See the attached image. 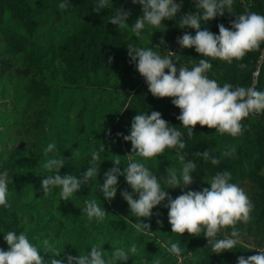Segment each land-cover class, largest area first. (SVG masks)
<instances>
[{
	"label": "rangeland",
	"instance_id": "obj_1",
	"mask_svg": "<svg viewBox=\"0 0 264 264\" xmlns=\"http://www.w3.org/2000/svg\"><path fill=\"white\" fill-rule=\"evenodd\" d=\"M29 8V16L23 11L10 9L7 0H0V13L3 30L0 31V173L7 171L12 183L9 184L8 201L18 215L15 231L25 233L30 242L37 245L45 260L64 259L65 255L86 254L93 245H99L107 259L116 247L129 248L135 243L137 257H130L125 264L143 257L152 264L156 258L161 264H205L211 245L205 240L199 247L192 244L200 237H192L187 232L181 236L172 233L168 221V208L163 201L152 211L154 215L141 218L150 224L151 232H137L134 224L138 222L124 198L122 191L132 192L125 177L118 178L117 193L112 200H106L99 190L104 181V173L114 166L113 160L119 158L120 169L131 162L144 163L158 178L166 175L172 167L179 175L182 165L176 157L175 149H165L160 156L144 159L131 153L121 135L114 127L131 103L133 96L146 88L144 78L136 71L135 65L128 61V44L136 47L152 48L158 54L169 56V51L177 54V68L183 64L191 69L204 59L194 48H181L178 38L185 32L195 35L190 27L179 28V17L189 12L195 13L194 0H183L177 18L164 20L159 28L146 24L139 38L132 32L135 20L143 15L142 6L132 0H112L107 8L115 10L123 7L130 11L125 28H119V45L124 49L113 55L90 51L84 56V41L91 31L89 21L82 15L81 0H69L70 7L60 10L58 5L64 0H22ZM177 3L180 0H176ZM246 10L264 15V0H234L233 13L239 15ZM111 14L101 22L106 29L115 25L109 22ZM209 30L219 34L220 19L201 21ZM164 40V45L157 47ZM124 47H123V45ZM256 53V51H255ZM109 57L112 58L109 63ZM209 59L213 68L207 73L209 78L225 79L227 71L234 68L224 61L219 63ZM31 60L34 66L31 67ZM252 62L243 70H237L239 86H252ZM38 84L52 89L50 97L33 96L32 90ZM258 83H256V86ZM148 113V112H146ZM143 114V113H141ZM264 118V114L260 115ZM246 126L243 135L233 138L228 134L220 135L213 131L204 134L214 142L216 155L225 145H235L236 153L222 160H235L238 149L245 142L248 130L264 128V123H256L254 118L242 121ZM55 142L54 153L49 157H64L65 167L61 175H79L86 171L93 151H99L100 159L97 177L91 179L69 201L61 200L59 188L47 194L41 189L43 168L47 159L44 149ZM103 148V151L100 149ZM186 161L192 159L186 151ZM130 154V155H129ZM216 173L211 169H200L192 173L193 183L189 189L199 191L210 188L206 183ZM235 184L244 189L254 209L251 220L244 224L238 222L240 232L238 245L252 251H264V152L254 156L244 179ZM172 198L179 196L181 189L166 188ZM135 198V197H134ZM86 200H95L107 212L103 222L96 218L89 220L82 209ZM159 213V215H155ZM157 220L162 223L158 224ZM231 228L222 229L221 238L229 236ZM5 230L0 229V248L7 251L4 241ZM203 233L200 234L202 237ZM52 245V251L44 254L43 240ZM179 242L183 249L180 257L168 252L171 244ZM54 251L61 252L53 256ZM116 264H124L117 261Z\"/></svg>",
	"mask_w": 264,
	"mask_h": 264
},
{
	"label": "clouds",
	"instance_id": "obj_2",
	"mask_svg": "<svg viewBox=\"0 0 264 264\" xmlns=\"http://www.w3.org/2000/svg\"><path fill=\"white\" fill-rule=\"evenodd\" d=\"M196 12H189L179 17V28H192L196 30L193 36L185 32L178 38L181 48H194L204 59L191 69L183 64L179 68L173 62L172 57L179 60L176 53L169 51V56H161L152 48L136 47L127 45L130 63L135 65L136 71L144 78L149 92L157 98H172V104L180 109V115L176 118L187 130L191 138L197 124L215 129L220 135L228 134L233 138L243 135L246 126L242 121L251 116L264 114V91H258L256 83L260 73L257 66L253 73L252 86H233L224 83L220 86L215 79H210L208 71L213 68L211 60H221L231 65L233 61H242L247 53L261 52V60L264 61V52L261 45L264 44V15L246 10L243 14L236 15L231 21V27L226 28L219 24V34H215L205 28L201 30V21H210L217 16H224L225 12L233 13L234 0H194ZM112 4V0H98L93 11L99 13L102 9ZM133 4L142 6L143 15L137 18L132 25V32L137 38L145 25L159 28L164 20H173L181 11L183 0H132ZM69 0L58 5L60 10L70 7ZM131 15L123 7L114 10V15L109 22L118 28H125L126 21ZM161 39L157 47L164 45ZM112 58L109 57V63ZM243 70L247 64L238 63ZM168 69V72H165ZM123 136L125 141H131L132 151L136 156L150 159L160 156L165 149H175L176 157L182 165L179 175L172 167L166 169V175L157 177L144 163L133 162L120 169L119 158L113 160L114 166L104 173V181L99 190L106 200H112L117 193L118 178L124 176L132 192L122 191L121 195L127 202L131 213L138 218L134 224L137 232H151L150 224L142 222L141 218L150 219L154 213L153 209L165 200L168 208V221L172 233L183 236L186 232L192 237L203 236L211 245L212 252L221 254L235 248L239 243L240 232L236 228L238 222L247 224L251 220L254 205L249 196L239 185L230 182L231 173L228 171L217 172L208 183L210 188H202L199 191L186 190L193 183L192 173L197 170L196 163L186 161L183 149L186 143L183 140L184 133L176 126L171 125L158 111L137 114L131 123L130 135ZM55 142H50L44 149L47 158L43 168L49 175L41 181V189L44 194L55 188H59V196L63 201H69L73 194L81 190L83 186L98 175L99 167L96 162L100 159L99 151H93L91 160L86 171L79 175H61L60 170L65 167L64 157H49L54 153ZM104 149L101 148L100 151ZM236 153L235 145H225L219 157L210 154L209 150L195 152L194 155L210 161L212 165H219L221 159L232 157ZM129 154V155H130ZM12 178L9 173H0V206L10 208L8 201L9 184ZM179 187L181 193L172 198L164 189H175ZM135 197V198H134ZM86 207L82 212L86 213L89 220L96 218L103 222L107 212L101 208L95 200H86ZM155 215H159L156 213ZM157 223H162L157 220ZM231 228L229 236L218 238L222 229ZM4 241L8 245L7 251L0 248V264H116L117 261L127 262L130 257H137V246L135 243L127 249L116 247L106 259L105 253L99 245H93L86 254L77 256L65 255L64 259H51L46 261L37 245L30 242L28 236L21 232L8 231L4 235ZM168 252L180 257L183 249L179 242L171 243ZM44 254L52 251L47 239L43 242ZM258 255L245 258L238 257V264H264V251H258ZM61 252L54 251L53 256H60ZM134 264H148L143 257L134 260ZM152 264H161L156 258Z\"/></svg>",
	"mask_w": 264,
	"mask_h": 264
},
{
	"label": "trees",
	"instance_id": "obj_3",
	"mask_svg": "<svg viewBox=\"0 0 264 264\" xmlns=\"http://www.w3.org/2000/svg\"><path fill=\"white\" fill-rule=\"evenodd\" d=\"M81 1L83 3L82 15L86 20L89 21L91 28V31L88 32L87 38L84 41V56L89 55L90 51L104 52L106 56L113 55L117 51H123L124 49L119 45V28L117 26L108 27L106 29L101 27V22H103L106 17L113 14L114 10L105 7L99 13H96L93 11V7L98 3V0ZM7 2L10 3L9 7L13 11H23L26 17L29 16V8L22 0H7ZM216 18L222 20V23L226 28H230L231 21L236 19V15H231L225 12L224 16H217ZM205 28L209 30V26L205 27L201 22V30H204ZM1 30H3V23L0 13V31ZM190 30L196 34L195 29L190 28L189 31ZM124 48L127 49V47ZM261 51L264 52V44L261 45ZM128 61H130V58ZM215 61L219 63L221 60L217 59ZM173 62L175 64L174 60ZM250 62H252L250 71L251 73L256 71L258 65L260 67V73L257 82L258 85L256 88L258 91H264V61L261 60V52L255 53V51H253L247 53L242 61H233L231 65H234V68L227 71L225 79L222 80L215 77L210 79H215L220 86H223L224 83H230L233 86H239L238 74L236 73L237 70H240L238 63H244L248 65ZM34 63L36 62L31 60L30 66L33 67ZM165 72L167 73L168 69H165ZM32 94L35 97L40 95L50 97L52 94V89L45 84H38L34 86ZM171 100L172 98H157L152 96L148 90V86H146V88L140 92H137V94L133 96L131 103L117 121L114 131L116 133H122L123 135H130L131 123L134 116L141 113L144 114L148 112L150 114L151 111H158L161 113L162 119L171 125L176 126L181 132L184 133L183 140L186 143V147L183 150L188 153L190 158L196 163L197 167L200 169H211L215 173L228 171L231 173L230 182L232 183H236L237 181L244 179L248 167L252 165L253 157L255 155H261L264 152V128L248 130L245 142L238 149L235 160L224 162L221 159L219 165H212L210 161H205L202 157L195 156L194 153L209 150L211 155L219 157L213 153L214 142L209 141L204 136V134L208 131L216 132L215 129H209L207 126L202 127L197 124L193 130L194 135L189 138L187 135V130L182 127L181 122L176 118L180 115V109L175 107ZM251 118H254L256 123H264V118H262L260 115H250L248 119L250 120ZM121 137L126 147L131 150V141H125L123 136ZM17 221L18 215L12 210L11 207L5 208L0 206L1 230H5V233L8 231H15L14 229L16 228ZM18 231L19 230L17 229L15 232L18 233ZM218 238L221 237L218 235ZM205 240H207V238L200 236V238H197V240H195V242L192 244V247H199L204 243ZM258 254L259 253L256 251H252L237 244L235 248L219 255L211 251L208 253L205 264H238V257L244 256L247 258L248 256Z\"/></svg>",
	"mask_w": 264,
	"mask_h": 264
}]
</instances>
